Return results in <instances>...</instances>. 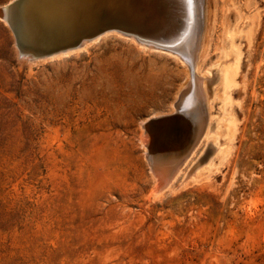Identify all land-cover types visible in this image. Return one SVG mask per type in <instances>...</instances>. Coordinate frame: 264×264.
Wrapping results in <instances>:
<instances>
[{
  "label": "rangeland",
  "instance_id": "obj_1",
  "mask_svg": "<svg viewBox=\"0 0 264 264\" xmlns=\"http://www.w3.org/2000/svg\"><path fill=\"white\" fill-rule=\"evenodd\" d=\"M208 5L200 70L219 58L227 17L240 14V29L259 21L244 95L233 92L235 149L209 181L184 186L201 144L157 199L153 165L198 112L187 113L184 59L110 33L33 64L0 20V264H264V0ZM164 116L175 119L150 131Z\"/></svg>",
  "mask_w": 264,
  "mask_h": 264
},
{
  "label": "bare ground",
  "instance_id": "obj_2",
  "mask_svg": "<svg viewBox=\"0 0 264 264\" xmlns=\"http://www.w3.org/2000/svg\"><path fill=\"white\" fill-rule=\"evenodd\" d=\"M208 1L12 0L4 7L6 16L0 20L12 35L17 55L33 64L68 56L110 33L121 36L118 30L170 47L184 59L192 72L187 113L195 108L198 112L192 118L183 114L179 140L168 148L167 155L156 160L153 194L157 199L164 190H173L174 182L201 144L207 148L205 158L183 175V185L209 181L235 149L242 119L241 102L233 92L244 95L247 66L242 65V59L249 57L259 21L253 15L240 29V14L235 11L227 17L219 41V58L210 68L200 70V59L209 49L212 31ZM137 45L146 48L142 43Z\"/></svg>",
  "mask_w": 264,
  "mask_h": 264
},
{
  "label": "water",
  "instance_id": "obj_3",
  "mask_svg": "<svg viewBox=\"0 0 264 264\" xmlns=\"http://www.w3.org/2000/svg\"><path fill=\"white\" fill-rule=\"evenodd\" d=\"M5 16H6V10L4 8H0V18H5ZM118 32L120 34H122L121 37H123V38H126V39L134 38V40L137 42V44L142 43L149 50L158 51V52H162V53H166V54H177L170 47H165V46H161V45L151 43L149 41H145V40L139 38L138 35H133V33L122 31V30H118ZM190 85H191V82H189V84L187 85L186 91L189 89ZM186 91H184V92L186 93ZM183 94H182L181 99L183 98ZM180 102H181V100H180ZM180 102L178 104L176 111L180 110V108H181ZM168 118H170V116H164V117H160V118L152 120L150 123H148L149 127L151 128L150 131H155V130L157 131V127H158L159 122L163 119H168ZM153 166L158 167V162H156Z\"/></svg>",
  "mask_w": 264,
  "mask_h": 264
}]
</instances>
